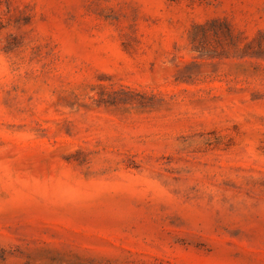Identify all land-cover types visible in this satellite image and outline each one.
<instances>
[{"label": "rangeland", "instance_id": "obj_1", "mask_svg": "<svg viewBox=\"0 0 264 264\" xmlns=\"http://www.w3.org/2000/svg\"><path fill=\"white\" fill-rule=\"evenodd\" d=\"M0 264H264V0H0Z\"/></svg>", "mask_w": 264, "mask_h": 264}]
</instances>
